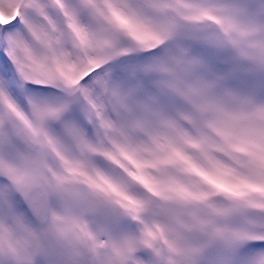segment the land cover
Instances as JSON below:
<instances>
[{
	"label": "snow or ice",
	"instance_id": "1",
	"mask_svg": "<svg viewBox=\"0 0 264 264\" xmlns=\"http://www.w3.org/2000/svg\"><path fill=\"white\" fill-rule=\"evenodd\" d=\"M0 264H264V0H0Z\"/></svg>",
	"mask_w": 264,
	"mask_h": 264
}]
</instances>
